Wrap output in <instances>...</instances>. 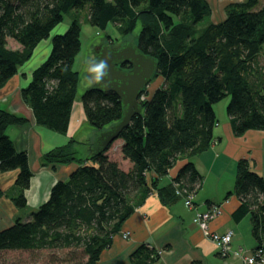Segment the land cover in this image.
<instances>
[{"label": "trees", "instance_id": "16d2710c", "mask_svg": "<svg viewBox=\"0 0 264 264\" xmlns=\"http://www.w3.org/2000/svg\"><path fill=\"white\" fill-rule=\"evenodd\" d=\"M259 2L230 1L224 18L212 22L206 0H0V87L31 58L65 12L86 5L87 22L99 29L113 23L126 36L139 26L135 43L157 62L148 89L156 85L155 78H162L139 99L141 114L132 116L117 138L122 141L119 153L130 166L124 170L110 159L105 153L109 146L94 154L88 143L83 153L76 144L84 143L75 138L51 148L41 156L42 166H76L50 187L47 200L28 220L16 217L0 229V251L59 250L63 256L54 257L57 264H98L112 236L147 194L155 191L168 204L180 198L177 189L197 191L202 177L191 159L214 140V103L229 96L226 114L235 136L264 130V0ZM8 39L19 47H9ZM49 42V54L19 93L37 125L65 134L80 81L73 69L80 49L77 18ZM80 102L93 130L121 117L122 104L113 92L87 87ZM25 122L0 108V173L17 171L11 193H5L16 209L27 205L24 190L32 172L26 151L17 150L5 130ZM178 161L175 175L162 181ZM231 194L239 200L232 218L249 214L254 249L264 256V177L246 159L235 163L233 189L225 197ZM157 256L158 251L141 244L130 255V264H146Z\"/></svg>", "mask_w": 264, "mask_h": 264}, {"label": "crops", "instance_id": "0c3cea01", "mask_svg": "<svg viewBox=\"0 0 264 264\" xmlns=\"http://www.w3.org/2000/svg\"><path fill=\"white\" fill-rule=\"evenodd\" d=\"M214 2V7H218L215 10L216 18L211 20L209 17V20L218 22L224 18V6L227 3L221 0L218 6L212 0V4ZM67 25L63 24L57 31L66 29ZM49 37L35 46L31 58L19 66L17 73L0 87V108L26 119L23 124L8 126L5 132L17 150H25L27 153L32 176L29 187L24 190V197L26 203H40L39 205L47 200L50 187L58 180H65L76 166L74 163L58 164L54 168L42 166L41 156L53 147L66 144L70 138L84 143L76 144L84 150L83 153L87 152V144L91 143L87 134L78 132V128L87 122L77 95L65 134L37 125L30 107L20 97V89L29 83L32 71L49 54ZM18 47L15 43L12 48ZM158 85L160 84L156 83L152 91ZM219 114V120L212 130L213 142L208 149L191 159L202 177L192 200L198 204L199 210H205L211 205L219 207V212L210 221V229L216 233L232 230L231 249H242L243 255L248 257L257 245L251 233L249 214L234 220L232 213L239 205V200L234 194L227 197L225 195L233 189L235 163L238 159L248 160L250 167L264 177V130H247L243 135L235 136L228 116L221 112ZM92 132L94 136V130ZM117 140L120 146L122 141ZM180 164L181 161H178L162 181H169ZM16 173V170L0 173V190L3 193L0 196V210H4L6 203L12 206L10 211L4 212L8 218L0 214V229L12 224L16 218V208L5 195L11 193ZM194 212L181 198L164 204L155 191L150 192L112 236L111 244L101 252L98 264H130V255L141 244L158 251V256L146 264H244L236 255L219 253L193 220ZM124 234L127 236L124 237Z\"/></svg>", "mask_w": 264, "mask_h": 264}, {"label": "rangeland", "instance_id": "374dc122", "mask_svg": "<svg viewBox=\"0 0 264 264\" xmlns=\"http://www.w3.org/2000/svg\"><path fill=\"white\" fill-rule=\"evenodd\" d=\"M209 7H210V19L214 20L216 18L215 10L218 8L217 6L214 7L215 2L212 4V0H206ZM216 1V4L219 6L221 0H213ZM225 1L226 3L230 1H241V0H222V2ZM259 5L263 2V0H259ZM222 4V3H221ZM220 9V8H219ZM223 10V9H222ZM221 11V10H220ZM87 13H88V5H86L83 9H80L79 11L75 10H68L63 14L62 21L58 23L56 26L53 27V29L50 31V34H62L65 29L61 31H57L61 28V26L64 24H68L73 17H76L78 20V23L80 25V49L76 56L74 57L73 61V69L77 70L80 74V81L77 88L76 95L78 98L80 97L81 93L87 88L86 84L84 83L86 77H87V71L86 62L93 58V53L95 51V48L99 46L103 42H110L115 41L116 43H119L122 40L126 41H135L136 34L139 30V26H136L134 31L131 34H128L126 36H121L119 32L117 31L116 25L113 23H109L105 29H99L95 26L90 25L87 22ZM221 21V20H220ZM219 22V21H218ZM106 35H109L111 39H107ZM43 43V42H42ZM7 44L9 47H14L15 42L11 39L7 40ZM262 61H264V58L260 57ZM155 82L161 84L162 78L157 77L154 80ZM152 82V81H151ZM150 84V83H149ZM150 94V90L148 87L146 88V91L144 93L145 96H148ZM76 96V97H77ZM229 101V96H225L218 102L213 104V109L216 111V118L219 120V113H223V115L226 114V106ZM91 131H89V130ZM93 129H91L88 124L83 123L79 128L78 132L83 135L89 136V141H92V134ZM96 130H94L95 133ZM119 140H114L108 147V149L105 151V153L108 155V157L112 160H115L119 166L126 170L130 163L123 159L121 157V154L119 153ZM82 150V149H81ZM27 205L25 207L16 209L14 211L15 217L21 218V220H28L30 217L31 211L34 210L40 203H26ZM1 209V206H0ZM12 209V206L8 203L5 204L4 210H0V214H2L4 217L8 218L7 215L4 214L5 211H10ZM13 220V218H12ZM12 222V221H11ZM63 256V252L59 250H49V249H40V250H7V251H0V264H57L56 261L53 262L54 257Z\"/></svg>", "mask_w": 264, "mask_h": 264}, {"label": "water", "instance_id": "95a60500", "mask_svg": "<svg viewBox=\"0 0 264 264\" xmlns=\"http://www.w3.org/2000/svg\"><path fill=\"white\" fill-rule=\"evenodd\" d=\"M93 57L107 59V74L101 83L108 86L105 89L100 86L91 88L115 93L122 104L120 119L94 133L91 150L94 154H99L118 138L120 132L129 125L132 116L141 114L142 106L138 99L157 71V62L152 56L140 51L135 41L126 40L117 44L101 43L96 47ZM123 64H127L128 68H124Z\"/></svg>", "mask_w": 264, "mask_h": 264}, {"label": "built area", "instance_id": "2783aa9c", "mask_svg": "<svg viewBox=\"0 0 264 264\" xmlns=\"http://www.w3.org/2000/svg\"><path fill=\"white\" fill-rule=\"evenodd\" d=\"M145 97L146 96L141 93L139 99H144ZM175 191L187 207L194 209L195 212L193 220L197 223L199 229L206 233L208 238L212 241L221 255H236L243 260L244 264H264V256L261 249H254L252 255L248 257H245L243 255L242 249H231L230 240L233 234L232 230H226L223 233H216L215 231L210 229V221L219 212L218 206L211 205L205 210H199L198 204H195L192 200L193 193L190 192L188 194H184V192L180 189H177ZM123 236L126 237L127 235L124 234Z\"/></svg>", "mask_w": 264, "mask_h": 264}, {"label": "clouds", "instance_id": "9594fccd", "mask_svg": "<svg viewBox=\"0 0 264 264\" xmlns=\"http://www.w3.org/2000/svg\"><path fill=\"white\" fill-rule=\"evenodd\" d=\"M86 71L88 73V76L86 77L84 83L87 87L91 88L94 86H100L102 89L107 88V84L101 83V80H104V77L106 76V65H107V59L99 60L95 57L90 58L87 62ZM103 73V76H102Z\"/></svg>", "mask_w": 264, "mask_h": 264}, {"label": "flooded vegetation", "instance_id": "af4514ba", "mask_svg": "<svg viewBox=\"0 0 264 264\" xmlns=\"http://www.w3.org/2000/svg\"><path fill=\"white\" fill-rule=\"evenodd\" d=\"M109 43H111L112 44V42H109ZM117 44V43H116ZM96 49V48H95ZM124 68H128V65L127 64H123L122 65ZM139 100V99H138Z\"/></svg>", "mask_w": 264, "mask_h": 264}, {"label": "bare ground", "instance_id": "6f19581e", "mask_svg": "<svg viewBox=\"0 0 264 264\" xmlns=\"http://www.w3.org/2000/svg\"><path fill=\"white\" fill-rule=\"evenodd\" d=\"M153 75H154V74H153ZM153 75H152V76H153ZM150 80H151V79H150ZM138 102H139V100H138ZM78 112H79V111H78ZM76 117H77V116H76ZM73 119H74V118H73ZM77 123H78V122H77ZM73 124H74V123H73ZM32 204H35V203H32Z\"/></svg>", "mask_w": 264, "mask_h": 264}]
</instances>
